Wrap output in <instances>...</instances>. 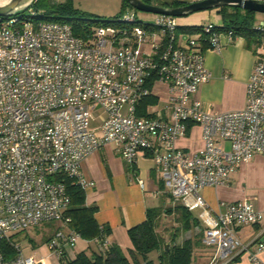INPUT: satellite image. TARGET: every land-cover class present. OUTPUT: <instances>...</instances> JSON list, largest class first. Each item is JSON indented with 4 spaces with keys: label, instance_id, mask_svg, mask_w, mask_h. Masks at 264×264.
I'll return each mask as SVG.
<instances>
[{
    "label": "built area",
    "instance_id": "built-area-1",
    "mask_svg": "<svg viewBox=\"0 0 264 264\" xmlns=\"http://www.w3.org/2000/svg\"><path fill=\"white\" fill-rule=\"evenodd\" d=\"M221 28L208 23L180 36L175 16L158 14L143 23L124 12L77 36L69 23L44 19L32 7L0 16V264H57L70 253L80 236L66 226L65 180L89 189L94 183L82 174V162L109 144L128 164L150 156L172 201L201 209V241L212 249L207 264L241 255L264 264V228L249 242L237 233L240 225L258 224L261 212L243 199L221 201L222 210L212 216L200 193L264 154V18L252 26L259 42L245 106L210 110L192 97L210 77L205 51L219 50L222 36H234ZM157 83L167 87V96L138 115L137 103L156 96ZM190 124L200 127L203 142L193 153L176 144ZM54 220L60 227L46 256L24 254L11 239Z\"/></svg>",
    "mask_w": 264,
    "mask_h": 264
},
{
    "label": "crops",
    "instance_id": "crops-1",
    "mask_svg": "<svg viewBox=\"0 0 264 264\" xmlns=\"http://www.w3.org/2000/svg\"><path fill=\"white\" fill-rule=\"evenodd\" d=\"M149 1L162 6H171L173 3L179 6L199 0ZM262 18L264 14L262 16L255 14L252 26ZM177 22L180 34L189 32L198 25L208 23L224 25L219 8L180 16L177 17ZM256 39L248 40L238 34L231 40L222 36V46L219 50H206L204 64L210 77L198 87L192 97L199 99L203 106L210 110L242 109L245 106L246 84L256 60L258 45ZM153 90L158 102L162 103L167 96V87L157 83ZM176 144L190 153L199 150L203 145L200 127L190 124L186 135L178 139ZM81 172L94 183L85 190V199L87 204L97 206L94 216L98 224L110 228L108 238L111 242L119 244L123 249L131 246L127 230L145 219L146 208L156 206L160 202L159 198V201L154 202L153 205L152 198H158L163 193L159 188L161 179L154 168L152 158L140 155L134 164H128L115 147L109 144L89 155L82 162ZM200 193L212 216L222 210L221 201L229 203L248 199L261 212L262 219L255 225L238 226L237 233L244 242L253 240L259 230L264 228V154H255L251 160L230 173L224 184L216 187L206 186L200 190ZM193 211L197 214L201 213L199 208ZM197 254L195 256L197 264L209 261L208 252ZM233 264L250 263L241 255L239 261Z\"/></svg>",
    "mask_w": 264,
    "mask_h": 264
},
{
    "label": "trees",
    "instance_id": "trees-1",
    "mask_svg": "<svg viewBox=\"0 0 264 264\" xmlns=\"http://www.w3.org/2000/svg\"><path fill=\"white\" fill-rule=\"evenodd\" d=\"M144 1L152 3L149 0ZM122 4L123 9L119 15L124 13V6L129 5L126 0H122ZM171 6H177V3ZM31 7L42 11L44 19L69 23L77 36H85L100 21H110L119 16L111 19L90 17L74 8L72 0H35ZM219 12L224 22L221 30L232 29L234 35H242L248 40L257 38V43L259 42L258 34L251 29L255 12L227 6L220 7ZM195 31L197 29L193 27L189 33ZM157 101L158 98L154 95L141 98L137 103V114L144 115L146 107ZM65 185L70 196L69 208L65 212L68 218L67 229L75 230L80 238L93 243L94 246L89 245L87 250L78 251L75 255L64 251L57 264H197V253L208 252L209 257L212 255V249L201 241L204 225L199 214L181 202L165 206V199H171V196L164 191L162 181L159 182V188L163 191L160 202L156 206L146 208L145 219L127 230L131 246L126 249L109 240L110 228L98 224L94 216L97 206L86 203L85 191L69 179L65 180ZM168 216L172 221L170 226L165 225L170 222ZM186 233L189 235H185ZM182 235H185L184 238L178 242L177 238ZM103 240L107 241L105 246H101ZM239 258L240 256H237L224 264H233L238 262Z\"/></svg>",
    "mask_w": 264,
    "mask_h": 264
},
{
    "label": "rangeland",
    "instance_id": "rangeland-1",
    "mask_svg": "<svg viewBox=\"0 0 264 264\" xmlns=\"http://www.w3.org/2000/svg\"><path fill=\"white\" fill-rule=\"evenodd\" d=\"M52 2L55 0H51ZM61 2L64 0H60ZM72 4L74 8L79 11L85 12L88 16H100L104 18L111 19L116 17L120 14L121 10L123 9L122 0H72ZM125 13H133L135 14L136 20L143 23H152L156 18V14L151 12H144L133 8L130 5L124 6ZM257 16H262L261 13H256ZM197 27V26H196ZM182 34H180L181 36ZM196 34L192 35L193 37ZM180 42L183 40L180 37ZM99 111L96 110L93 112V119L91 121V125L95 126L98 122V115ZM224 148H228V144H224ZM159 198H152V204L154 202H158ZM173 201L170 198L165 199V206L169 205ZM199 211V210H198ZM197 211V212H198ZM196 213V212H195ZM170 216V215H169ZM168 216L170 222L165 223V225L170 226L171 218ZM60 227V223L57 220L50 221V222H40L34 226H31L21 232H18L12 236V241L17 243L24 254L32 255L36 258H41L42 256H46L50 254V250L48 248V240L53 235L55 230ZM185 235H189L186 233ZM185 235L180 236L177 238V241L180 242ZM93 247V243H88L83 238H78L74 247L71 248V254L75 255L78 251L87 250L88 246ZM153 252L151 256H153ZM54 263L56 260L52 257L51 258Z\"/></svg>",
    "mask_w": 264,
    "mask_h": 264
},
{
    "label": "water",
    "instance_id": "water-1",
    "mask_svg": "<svg viewBox=\"0 0 264 264\" xmlns=\"http://www.w3.org/2000/svg\"><path fill=\"white\" fill-rule=\"evenodd\" d=\"M35 0H0V16L10 17L25 12ZM133 8L156 15L186 16L200 10L227 6L264 14V0H199L179 6H162L144 0H126ZM168 244L166 243V247Z\"/></svg>",
    "mask_w": 264,
    "mask_h": 264
}]
</instances>
